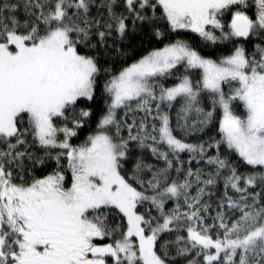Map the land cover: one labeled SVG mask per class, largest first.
Returning a JSON list of instances; mask_svg holds the SVG:
<instances>
[{
    "label": "snow or ice",
    "instance_id": "6c2138e0",
    "mask_svg": "<svg viewBox=\"0 0 264 264\" xmlns=\"http://www.w3.org/2000/svg\"><path fill=\"white\" fill-rule=\"evenodd\" d=\"M0 264H264V0H0Z\"/></svg>",
    "mask_w": 264,
    "mask_h": 264
}]
</instances>
